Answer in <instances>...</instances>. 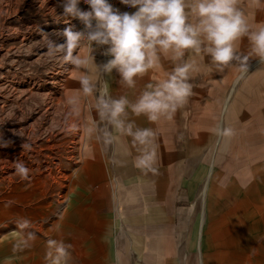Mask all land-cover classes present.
Segmentation results:
<instances>
[{"label":"rangeland","instance_id":"1","mask_svg":"<svg viewBox=\"0 0 264 264\" xmlns=\"http://www.w3.org/2000/svg\"><path fill=\"white\" fill-rule=\"evenodd\" d=\"M63 2L0 0V264H47L46 259H13L17 255L13 245L21 239L15 221L29 219L32 227L25 232L36 235L31 247L22 251L35 250L34 246L45 251L47 239L60 235L69 211L79 220L82 166L105 154L104 145L86 132L99 120L91 107L92 99L84 98L79 91L82 72L50 56L43 40L47 34L63 43L62 36L53 34L66 27L83 29L78 18L63 17ZM78 7L89 10L83 0ZM91 48L84 44L74 54L87 57ZM102 51L97 49L93 55ZM250 66L252 76L262 69L254 80H264V63L258 57ZM256 89L255 102H264V88ZM238 90L233 88V101L240 115L245 99L235 96ZM76 96H80V103L78 112H73L68 100ZM243 137L237 133L230 139L216 136L210 149L195 152L196 158L190 160L197 188L194 207L198 252L191 264H200L201 259L202 264H264V229L256 228V221L246 220L247 209L259 207L264 213V177L256 185L254 175L243 179L244 173H253L258 163L261 172L264 170V151L262 159L255 161L250 157L252 144H244ZM251 138L262 142L258 147L264 149V129L262 137ZM23 144L30 148L23 149ZM18 160L30 169L28 180L16 175L14 162ZM210 168L213 171L203 196ZM6 256L8 259H3ZM75 261L70 259L69 264Z\"/></svg>","mask_w":264,"mask_h":264},{"label":"crops","instance_id":"2","mask_svg":"<svg viewBox=\"0 0 264 264\" xmlns=\"http://www.w3.org/2000/svg\"><path fill=\"white\" fill-rule=\"evenodd\" d=\"M123 7L121 1L114 6L120 12L136 11L134 8L124 10ZM241 7L250 24H264V0H259L258 4L251 3V0H241ZM240 47L244 52L249 50L246 38L242 40ZM94 57L97 64L108 59L102 54H95ZM256 58H249V67ZM195 59L200 70L191 79L194 94L171 120L162 119L151 124L143 116L135 118L139 126L151 127L157 133L155 143L158 174H145L134 166L137 152L129 137H120L113 145L104 146L105 154L102 158L96 156L82 166L79 179L82 198L80 212L77 211L80 214L79 220H75L76 214L69 211L57 237V240L71 245L70 259H76V264L195 263L198 253L195 252L194 207L197 188L195 169L190 161L192 157L196 158L195 152L208 149L216 137L214 129L221 125L244 136V144H252L249 149L253 152L251 158L255 161L262 159L264 149L258 147L262 142L251 138L262 137L264 129V110L261 111L263 100L259 99L262 101L259 103L254 99L257 96L256 88H264L263 79L258 83V80H254V77L257 78L256 72L262 69L258 68L253 76L249 67L247 74L240 73L236 68L218 73L209 63L208 57ZM89 67L95 73L91 63ZM171 67L170 61L162 59V68L144 77L138 84V90L150 79L162 78L163 73L170 71ZM118 79V74L114 71L110 80L113 94L125 91L116 83ZM99 83L103 81L99 80ZM235 87L239 89L235 96L245 99L240 107V115L237 114L239 110L234 107ZM130 98L134 97L130 94ZM255 144L257 147H254ZM224 150L231 152L228 148ZM259 165L260 163L253 173L246 171L243 179L254 175L253 185L260 184L264 170L261 172L263 168ZM212 171L210 168L207 174L203 196L206 195ZM246 211V220L256 221L255 227L264 229L262 209L256 207L252 211ZM34 249L29 248L19 253L16 251L17 255L13 259H45L46 248L43 252L35 246ZM3 259L8 258L6 256Z\"/></svg>","mask_w":264,"mask_h":264},{"label":"clouds","instance_id":"3","mask_svg":"<svg viewBox=\"0 0 264 264\" xmlns=\"http://www.w3.org/2000/svg\"><path fill=\"white\" fill-rule=\"evenodd\" d=\"M80 2L64 0L61 7L63 17L78 18L83 29L66 27L54 33L63 37V43L47 34L43 40L50 56L83 70L79 91L84 98L92 99L91 107L99 120L98 125L86 129L87 134L105 147L120 137L131 138L137 152L134 166L145 174L159 171L157 133L151 127L139 126L135 118L143 116L151 124L171 120L194 94L191 79L200 70L196 57H208L218 73L236 68L247 74L250 57L264 63V24L249 23L241 0H121L136 9L132 13L120 12L109 0H83L89 6L87 11L78 7ZM251 3L258 4L259 0ZM244 38L249 45L247 52L240 47ZM84 44L92 46L89 56L74 54ZM100 48L108 59L97 64L93 53ZM162 59L171 62V70L160 79H150L138 90L144 77L162 68ZM114 71L119 88L125 89L121 94H113L110 86ZM68 103L73 112H78L80 96L69 98ZM214 132L225 139L235 135L232 128L221 125ZM29 148L23 144V149ZM14 168L21 180L29 179L30 169L22 160L14 162ZM15 223L21 239L13 245V252L31 247L30 242L36 239L34 232H25L32 227L29 219L18 218ZM70 247L62 240L47 239V264H69Z\"/></svg>","mask_w":264,"mask_h":264},{"label":"built area","instance_id":"4","mask_svg":"<svg viewBox=\"0 0 264 264\" xmlns=\"http://www.w3.org/2000/svg\"><path fill=\"white\" fill-rule=\"evenodd\" d=\"M120 1H121V0H109L110 4H111V5H114V6H116V4H118V3H120ZM123 9H124V10H129V9H131V8H129L128 6L124 5Z\"/></svg>","mask_w":264,"mask_h":264},{"label":"bare ground","instance_id":"5","mask_svg":"<svg viewBox=\"0 0 264 264\" xmlns=\"http://www.w3.org/2000/svg\"><path fill=\"white\" fill-rule=\"evenodd\" d=\"M206 189V188H205Z\"/></svg>","mask_w":264,"mask_h":264}]
</instances>
